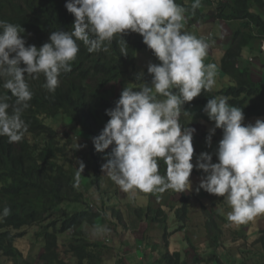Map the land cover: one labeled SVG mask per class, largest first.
<instances>
[{"label":"trees","instance_id":"obj_1","mask_svg":"<svg viewBox=\"0 0 264 264\" xmlns=\"http://www.w3.org/2000/svg\"><path fill=\"white\" fill-rule=\"evenodd\" d=\"M66 2L67 0H0V20L21 25L25 30L21 35L26 40V46L35 45L39 48L45 42H50L49 37L53 31L72 30L74 16L65 8ZM205 3L209 5L212 1L205 0ZM177 4L187 9L183 28L185 32L199 37L192 30L191 23L190 27H186L196 13L201 20L197 22L198 27L221 20L229 22L233 30L230 39L220 36L222 44H226V41L228 43L218 77L219 82L225 85L219 88L214 85L210 91H202L191 102L185 103V110H193L196 115H201L200 119L205 120L207 114L203 108L208 99L226 96L229 104L241 108L244 115L254 111L264 113V69H259V74L255 69L256 62L264 67V59L255 60L250 57L252 52L263 53L264 0H222L211 19L203 14L202 10L207 7L202 2L201 7L194 12L189 0H178ZM119 39L118 35L113 38L108 51L93 53H89L83 42L78 41L80 51L72 62V69L61 74L59 87L54 93L43 87V74L38 79L26 78L33 93L29 101L30 107L22 114V119L28 124V131L18 143H9L6 136H0V264L123 263L122 260H116L115 255H109V244L94 241L103 237L99 231L92 239L91 234L84 229L85 226L97 229L100 225L98 219L102 215L91 209L92 202L87 198L86 191L91 187L93 177L96 178V184H100L102 164L92 146V164H95V168L90 172L84 170L77 179L79 166L77 153L74 151V146L85 137L89 141L100 134L110 119L106 115V109L115 106L125 87L138 90L143 83L151 84L152 76L147 69L142 80H137L140 74L137 63L139 52L146 49L153 54L152 50L143 43L141 35L128 32L123 35L128 47L127 55H122ZM2 83L0 80V95L6 96L10 105L14 104L16 98L2 87ZM181 116L180 123L186 126L185 121L189 116ZM66 118L72 120L73 126H61ZM56 126L64 131L60 132ZM76 127L80 130L75 133ZM193 145L197 148L195 143ZM198 156V151L194 152L193 157ZM159 169L163 175L166 169L163 161H160ZM93 172L94 176L90 174ZM196 172H202L195 174L197 176L205 175L202 170L194 167L192 174ZM85 177L90 179V184L86 186ZM178 194L183 203L182 209L181 205L168 206L169 201L166 205L174 208L175 212L181 209L182 214L176 217L179 223L176 233L185 232V241L192 249L171 252L168 242L164 240L166 251L161 257V263L189 264L190 259L194 258L196 264H224V256H219L216 252L223 240L249 242L245 240L248 231L243 228V224L227 219L230 209L222 197L216 198L208 193L211 196V209L207 210L205 221L193 228L188 225L189 214L190 206L192 202H196L197 196L192 190ZM68 203L82 204L84 208L70 213L66 209ZM97 203L98 201L95 202ZM5 207L10 208V214L6 217L2 215ZM218 209L226 211V215L221 218L224 226H221L213 213ZM149 211L151 213L148 216L152 215L154 222L164 221V217L166 218L162 207ZM31 228L40 230L36 236L43 244L39 262L36 263L27 261L18 247V242L27 236ZM204 236L206 240L198 241ZM165 239L167 240V235ZM201 242L211 251L206 257L198 249L197 244ZM241 249L243 248L237 246L234 257L240 255ZM225 261L230 263L227 257ZM231 264H237V259L234 258ZM241 264H248V260Z\"/></svg>","mask_w":264,"mask_h":264},{"label":"clouds","instance_id":"obj_2","mask_svg":"<svg viewBox=\"0 0 264 264\" xmlns=\"http://www.w3.org/2000/svg\"><path fill=\"white\" fill-rule=\"evenodd\" d=\"M211 1L216 9L222 0ZM201 2L206 4L205 0H193V12L201 7ZM206 6L203 14L212 16L208 4ZM65 8L74 16L72 30L53 31L50 42L39 48L26 46L21 35L25 30L21 25L0 20V80L2 87L16 98L10 105L8 98L0 95V136H6L9 143H18L28 131V124L22 119L33 96L27 77L38 79L43 74V87L54 93L61 74L72 69V62L80 51L78 41L83 42L89 53L106 52L118 35L121 54L127 55L123 35L138 33L160 63L148 64L147 71L152 76L150 85L143 83L138 90L125 87L115 106L106 109L110 119L100 134L92 138L97 155L108 149L101 171L125 193H163L191 190L190 176L195 167L205 173L196 188L197 193L202 189L216 198H225L230 209L227 212L230 222L243 224L247 229L249 226L245 223L264 215V119L244 124L242 109L230 105L228 97L208 99L203 111L214 122V127L209 132L200 130L201 135L197 136L201 140L206 138L209 147L212 140H219L215 152L218 162H212V154L202 152L195 165L192 159L196 129L180 123L182 114L186 117L191 114L185 110V103L215 85L217 66L210 63V58L206 64L204 60L208 57L209 43L222 36L219 29L216 31L215 24L219 23L220 28L223 21L207 23L213 27L209 37L198 32L202 25L198 27L197 22L201 20L188 21L186 27L191 23L197 37L183 31L187 9L176 0H67ZM214 32L219 34L214 35ZM262 49L264 53V42ZM142 77L143 73H140L137 80ZM252 113L255 119L264 116L261 111ZM217 128L223 132L222 139L215 133ZM86 146L78 144L77 148ZM160 161L166 165L163 175L159 169ZM77 163L78 179L85 164L82 160ZM9 214L10 208L5 207L2 215ZM33 229L28 230L25 238L31 237ZM39 232L37 228L36 240ZM258 251L264 253V240L250 242V254ZM229 253L223 252L224 264L233 263ZM245 253L241 249L240 255L234 257L237 264L245 260L250 264L254 260ZM226 257L230 263L225 262Z\"/></svg>","mask_w":264,"mask_h":264},{"label":"rangeland","instance_id":"obj_3","mask_svg":"<svg viewBox=\"0 0 264 264\" xmlns=\"http://www.w3.org/2000/svg\"><path fill=\"white\" fill-rule=\"evenodd\" d=\"M193 2V0H189ZM178 0H176V3ZM206 6V4H204ZM207 7V6H206ZM208 11L211 14L216 13L215 6L210 3L208 5ZM185 18H187V12H185ZM208 17L211 19V15L208 14ZM194 22L200 21V17L197 15H194L193 18ZM224 27V28H223ZM216 31H220L222 34L221 37L230 39L233 35V30L231 26L229 25V22H221L220 28L217 26L215 28ZM213 31V27L210 25L203 24L201 28H198L199 34L209 37L210 32ZM219 33L214 32V35H218ZM220 43H223L220 39H215L212 44L209 43L210 47L208 49V57L205 58L204 62L205 64L208 62L207 58H210L212 61L210 63H214L217 66V76H216V82H215V88L223 87L225 84H222L218 80V73L221 67L222 59L225 54V51L227 50V41L226 45H221ZM220 44V45H218ZM143 57V59H141ZM251 59L260 60L264 59V53L260 52H252L250 54ZM149 63H160V61L149 51L146 49H143V51L139 52L138 54V63H137V69L140 71V73H144L145 70L148 67ZM256 73L259 74V69H264V67L261 66L260 62H256ZM254 65L252 66V68ZM255 72V71H254ZM262 75V74H261ZM258 102V101H257ZM256 102V103H257ZM191 114L185 121V125L191 128H195L196 132L194 133L193 138V144L197 145V148L194 147L195 150H198L199 154L202 152H208L212 154L213 156V163L218 162V159L215 155L216 149L218 147L219 140H212L211 147H209L206 144V138L205 139H199L197 135H201L200 130L203 132H209L210 128L214 127V122L210 121L208 117L204 119H200L198 115L194 113L193 110L189 111ZM203 115V113L201 112ZM251 115V116H250ZM255 114L247 113V115H244L245 119L243 121L244 124L248 123H254L257 119H264V116H260L258 118H254ZM62 127H71L73 126L72 120L67 119L63 121ZM57 127V126H56ZM60 132H63L64 129L61 127H57ZM80 130L78 127L74 129L75 133ZM216 134L220 135L222 139L223 132L221 129L217 128L215 131ZM215 135V134H214ZM213 135V136H214ZM212 136V137H213ZM82 138H84L83 135H81ZM79 145H87L86 147H80L77 148ZM93 142L90 139L88 141V138H84L82 141L78 142L74 146V151L77 153L78 160H82L85 164L84 170L87 172H90L94 170L95 164H92L93 161V152H92V145ZM93 150L96 152L95 147L93 146ZM108 153V149L105 150V153H99L98 155L103 159L101 161V164H104L106 162L105 156ZM197 157H193V164L195 165ZM79 166V165H78ZM202 172H196L195 174H201ZM92 176H94V172L90 173ZM202 176L195 175L194 177H190V180L192 182V192L197 194L196 202H192L190 206V222L189 226H192L195 228L197 225L203 223L206 219V212L207 210L211 209L212 203L210 201V195L204 193V190H200L198 193L196 191V188L200 182ZM80 180V179H79ZM90 179L85 177L84 178V185L86 186L89 183ZM93 183L90 184L91 187L87 188L86 196L91 203V209L94 212H97L101 214L102 216L98 219V225L97 230L96 228H91L85 226L84 229L91 234L92 239L96 237L98 231L100 233V236H103L101 240H94L96 242L100 243H106L110 246L109 255L116 256V260H122V264H137L135 260H133V257H141L143 258L144 262L147 264L149 262V256L153 255L156 250H158L160 247L161 249H164V252L166 251V248L163 245L164 240L166 243L168 242L170 250H182L185 252L187 250V244L185 242L186 239V233L183 231H180L176 233L177 229L179 228L177 218L179 215L182 214L181 209L183 207V203L180 201V194L176 193V191L173 190H167L163 193H143V192H135L133 193H125L122 191L118 185H116L105 173L101 172V178H99L100 184H96V178H92ZM195 191V192H194ZM224 198V197H223ZM194 199V198H192ZM225 199V198H224ZM98 201L97 204L95 202ZM168 206H174L178 207L181 205V209L179 211L173 210L172 208L167 207ZM167 202V203H166ZM88 207V205H87ZM164 208L165 216L164 221L160 222H154L152 218H154L152 215L150 217L148 216V213H151L149 210L154 209L158 210L159 208ZM84 208V205L82 204H72L68 203L66 204L67 211L72 212H78L82 211ZM222 209V208H220ZM213 211V210H212ZM213 213L218 217V220L220 221L221 226H224V221L221 219L226 215V211H220L218 209L217 212L213 211ZM154 215V214H153ZM121 218V220L119 219ZM264 215L256 217L254 220L245 223L246 226H249L246 230L248 231V236L245 240H248L249 242H245L244 240H240L237 243L231 242V240H223L221 245L217 248V254L219 256H223L224 251H230L231 255L230 258L234 259V256L236 255L237 246L243 247V250L246 252L245 254L247 256H250V242L252 240H264ZM261 220V222L259 221ZM0 223H1V217H0ZM162 230V234H157ZM263 230V231H260ZM166 231V232H165ZM37 232V228L33 229L30 234V238H25L24 240H20L18 242V247L20 251L23 253V256L27 259V261H30L32 263L39 262V254L42 250V240H36L34 235ZM165 233V235H164ZM167 235V240L165 239V236ZM67 238V237H66ZM206 240V237H202L200 240ZM213 241V240H212ZM66 242H68L66 240ZM172 245V246H171ZM198 249L200 252L203 253L202 256L206 257L207 254L210 253V249L207 245H203V242L198 243ZM186 247V248H185ZM226 247V249H224ZM185 248V249H184ZM189 250L192 249L188 247ZM254 247H251V249H254ZM262 249V248H260ZM132 253V254H131ZM129 254V259L127 260V257ZM134 254V255H133ZM67 259L68 256H67ZM226 260V259H225ZM130 261L132 263H130ZM189 264H196V261L194 258H191L189 261Z\"/></svg>","mask_w":264,"mask_h":264},{"label":"crops","instance_id":"obj_4","mask_svg":"<svg viewBox=\"0 0 264 264\" xmlns=\"http://www.w3.org/2000/svg\"><path fill=\"white\" fill-rule=\"evenodd\" d=\"M217 24H219V23H216L215 24V28H216ZM157 234H162V230H160L159 232H157ZM163 253H164V249H161V247H160L158 250H156V252L153 253L152 256L151 255L149 256V262L147 264H163V263L160 262ZM127 255H128V257H127V260H128L129 259V254H127ZM253 257H254V260L252 262H250V264H264V253L261 254L258 251L257 253H254L253 255L250 254V258H253ZM133 260H135L137 262V264H146L144 262L142 256L139 257V258H137L135 256V257H133ZM130 263H132V262L130 261ZM127 264H129V263L127 262Z\"/></svg>","mask_w":264,"mask_h":264},{"label":"water","instance_id":"obj_5","mask_svg":"<svg viewBox=\"0 0 264 264\" xmlns=\"http://www.w3.org/2000/svg\"><path fill=\"white\" fill-rule=\"evenodd\" d=\"M260 222H261V220H260Z\"/></svg>","mask_w":264,"mask_h":264}]
</instances>
